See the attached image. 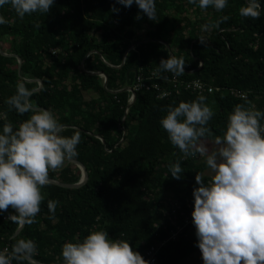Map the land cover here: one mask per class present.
Returning a JSON list of instances; mask_svg holds the SVG:
<instances>
[{"label":"trees","instance_id":"1","mask_svg":"<svg viewBox=\"0 0 264 264\" xmlns=\"http://www.w3.org/2000/svg\"><path fill=\"white\" fill-rule=\"evenodd\" d=\"M260 2L264 9V0ZM245 4L246 0H229L222 13H215L212 9L202 12L187 0H156V21L142 12V19H136L140 10L135 3L125 8L114 0H54L48 14L35 13L23 20L9 5L0 8V15L8 20L0 25V48L22 59L19 71L16 57L0 53V113L6 112L14 126L28 118L30 114L20 116L5 104L23 80L35 104L52 110L65 126L63 135L79 130L81 140L74 158L89 173L80 188L49 182L42 189L45 200L35 222L25 223L17 236L20 223L8 219L12 210L0 213V251L10 250L20 239H31L37 245L33 259L58 264L62 245L82 241L90 230H105L112 239L128 240L135 251L142 256L152 253L161 264H181L198 249L191 217L192 190L196 173H202L205 181L210 178L204 174L208 169L205 157L183 160L182 178H172L168 165L182 154L159 123L168 105L190 102L198 94L185 89L180 95L162 98L160 91L142 88L128 107L132 93L125 88L136 84L141 68L143 81L151 84L147 77L162 58L173 53L185 61L180 78L218 87L204 94L214 116L208 125L211 134L202 141L222 135L228 113L235 104L245 102L230 89L247 92L246 99L264 111V12L258 20L243 18L238 9ZM113 6L118 13L111 11ZM222 15L229 19L219 29L201 32L203 23ZM146 22V34L136 31ZM201 35L206 36L207 46L199 42ZM145 38L151 41L143 42ZM132 44L136 46L123 62ZM93 50L111 65L97 53L84 60ZM91 71L106 74L107 88L103 78ZM36 79L43 86L33 91L39 87ZM4 122L0 118V130ZM49 178L77 183L81 169L67 161L62 169L50 172ZM48 200L58 201L54 219ZM22 264L34 263L27 259Z\"/></svg>","mask_w":264,"mask_h":264},{"label":"clouds","instance_id":"2","mask_svg":"<svg viewBox=\"0 0 264 264\" xmlns=\"http://www.w3.org/2000/svg\"><path fill=\"white\" fill-rule=\"evenodd\" d=\"M187 2L202 12L212 9L222 13L229 0ZM114 3L125 8L135 3L140 10L136 19H142L141 12L152 21L157 19L156 0H114ZM53 4L54 0H0V8L9 5L21 20L35 13L48 14ZM111 11L118 13L119 9L113 6ZM238 12L243 18L258 20L264 9L260 0H246ZM228 19L222 15L203 23L201 32L219 29ZM7 23L0 15V25ZM198 39L207 46L205 35ZM164 73H171L173 78L184 75V59L174 55L162 58L153 75L166 80ZM32 95L22 80L17 83L15 94L5 100L8 111L20 116L30 114L18 125L7 120L6 112L0 113L5 121L0 130V213L11 209L8 219L28 224L34 223L41 211L45 200L42 189L49 185L50 172L62 169L78 155L76 149L81 140L79 130L71 136L63 135L64 125L54 112L36 105ZM206 100L201 94L190 102L168 105L161 117V128L182 154L168 165L169 173L180 180L183 160L197 155L206 157V166L212 174L205 181L202 173H196L191 212L195 246L203 264H264V111L256 109L246 98L244 103L235 104L227 115L222 135L214 138L216 147L209 153L201 144L202 138L211 134L208 125L214 116ZM57 204L55 200L47 201L51 219L55 218ZM36 252L33 240L20 239L10 250L0 251V264L13 261L22 264ZM56 259L58 264H161L152 253L142 256L128 240L112 239L105 230H90L82 241L65 242Z\"/></svg>","mask_w":264,"mask_h":264},{"label":"built area","instance_id":"3","mask_svg":"<svg viewBox=\"0 0 264 264\" xmlns=\"http://www.w3.org/2000/svg\"><path fill=\"white\" fill-rule=\"evenodd\" d=\"M135 46H133L131 49H133ZM130 49V50H131ZM129 50V51H130ZM104 57V56H103ZM106 60V58H105ZM202 65V63L200 64ZM143 69L141 68L140 71H137L135 77H136V84L133 87H126L125 89H129L131 91V96L129 97V104L133 102L136 98V91L140 90L142 88L147 89H156L157 91H160V96L162 98H169L173 95H180L183 90H192L196 92L198 95H204L207 93H213L215 90H218L216 86L213 84L207 83L205 81H202L200 79H194V80H184L180 77L173 78L171 73H164L163 75H166L168 79H158L153 75L154 70L151 72V76L147 77L151 79V84H147L143 81L144 78H146L143 74ZM103 78V81L105 80V75H100ZM161 81V82H160ZM39 86L41 84L39 83ZM231 94L234 96L240 97V98H248V93L242 90L238 89H230ZM255 107V105H254ZM264 123V121H262ZM9 250L8 247L3 249V251ZM148 264H151L148 262Z\"/></svg>","mask_w":264,"mask_h":264},{"label":"water","instance_id":"4","mask_svg":"<svg viewBox=\"0 0 264 264\" xmlns=\"http://www.w3.org/2000/svg\"><path fill=\"white\" fill-rule=\"evenodd\" d=\"M153 40H155V39H153ZM146 41H151V39L143 40V42H146ZM163 42H164V41H163ZM164 43H165V42H164ZM165 44H166V46H167L168 48L170 47L168 43H165ZM133 46H136V44H132V45L126 50V52H125V54H124V57H123V62H124L125 59L127 58V55H128L129 50H130ZM0 53L3 54V55H6V56H14V57H16V58L18 59V62H19V71H20V69H21V65H22V59H21L18 55L5 53V52L3 51L2 48H0ZM92 53H97V54H99L100 57H101V58H102L107 64L111 65L107 60H105V58L103 57V55H101V53H100L98 50H93V51H91L90 53H88V54L86 55V57L84 58V60H85L90 54H92ZM171 55H174V54L171 53ZM201 63H202V62H201ZM112 66H113V65H112ZM113 67H114V66H113ZM117 67H120V66H117ZM91 74H95V75H105V80H104V82H103V85H104L105 88H107V80H108V79H107V76H106V74H105L104 72H101V71H92ZM36 80H37V79H36ZM27 81H34V80H32V79H27ZM38 82L41 84V86H40L39 88L34 89L33 91H38V90L41 89V87H42V85H43L42 80H39ZM124 90H125V89H124ZM111 91H112V92H116L115 90H111ZM133 102H134V101H133ZM133 102H131V103L128 105V107L131 106ZM64 127H65V126H64ZM68 162L75 163V164H77V165L80 167V169H81V179H80L77 183H66V182H62V181H60V180H58V179H52V178H49V181H50L51 183H54V184H57V185H59V186H61V187H66V188H80V187L84 186V185L87 183L88 179H89V173H88V170H87L86 166H85L82 162H80L79 160H77V159H75V158H71L70 160H68ZM24 226H25V223H20V226L18 227V229H17V231H16V233H15V236H17V235L22 231V229L24 228ZM28 260L32 261L34 264H44V263H42V262H39V261L33 259L32 257L28 258Z\"/></svg>","mask_w":264,"mask_h":264},{"label":"rangeland","instance_id":"5","mask_svg":"<svg viewBox=\"0 0 264 264\" xmlns=\"http://www.w3.org/2000/svg\"><path fill=\"white\" fill-rule=\"evenodd\" d=\"M168 13H170V14H174L175 13V11L174 10H169V12ZM182 16V15H181ZM180 16V17H181ZM147 22L144 24V26L145 27H143V28H138L137 27V29H136V31H138V32H141L142 34H146L147 33V28H146V26H147ZM148 27H150L149 25H148ZM151 30V29H150ZM146 39H148V38H145L144 40H146ZM4 51V50H3ZM5 53H7L6 51H4ZM28 79H34V78H28ZM70 81H71V79L70 78H68V85L70 84L71 85V83H70ZM104 82V81H103ZM88 95V94H87ZM89 96V95H88ZM201 144L203 145V146H205L207 149H208V151H209V153L216 147L215 146V144H214V140H210V141H201ZM198 158H199V160L201 161L202 159H201V156H198ZM197 158V159H198ZM204 158V157H203ZM205 159H206V157H205ZM204 174H206V175H209V176H211V171L209 170V169H207L205 172H204ZM175 235V234H174ZM181 264H203V262H202V259H201V253H200V250L199 249H197L194 253H192L188 258H186L185 260H183V262L181 263Z\"/></svg>","mask_w":264,"mask_h":264}]
</instances>
